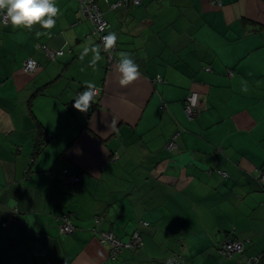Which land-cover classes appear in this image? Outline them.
Instances as JSON below:
<instances>
[{
    "label": "crops",
    "instance_id": "crops-1",
    "mask_svg": "<svg viewBox=\"0 0 264 264\" xmlns=\"http://www.w3.org/2000/svg\"><path fill=\"white\" fill-rule=\"evenodd\" d=\"M96 3L117 63L127 52L139 66L127 85L101 51L95 64L85 54L98 43L77 0H56L51 29L0 21V264H264V0ZM88 84L102 96L77 111ZM38 125L49 141L34 155ZM63 170L80 181L60 180ZM109 231L122 242L138 231L142 245L112 260L98 239ZM226 240L244 252L220 256Z\"/></svg>",
    "mask_w": 264,
    "mask_h": 264
},
{
    "label": "built area",
    "instance_id": "built-area-1",
    "mask_svg": "<svg viewBox=\"0 0 264 264\" xmlns=\"http://www.w3.org/2000/svg\"><path fill=\"white\" fill-rule=\"evenodd\" d=\"M77 1L79 3V11L81 17L84 20L90 21L93 26L92 33L97 37L98 46L106 60V67L108 69L112 68L115 64H117V61L114 57V54L117 50V44L115 43L114 47L109 49H105L103 47L104 37L109 35L108 34L109 23L106 21L104 15L100 11L96 3V0H77ZM131 1L135 5H138L140 3V0H131ZM117 5L118 4H113L111 5V7L113 8L116 7ZM0 21L4 27L9 25L10 22H8L5 12L1 13ZM44 50L46 52L47 57L50 60H55L58 55L62 54L61 51L52 52L50 50H47L46 48H44ZM39 69H40V65L32 58H28L23 63V67H22V71L28 75H33ZM162 81H163L162 78H156L153 80V84L162 83ZM85 90H87V88L79 91L77 95ZM92 90L96 93V95L94 96L91 106L87 110H92L96 106V102L102 96V89L93 88ZM160 107L163 110L165 104L162 103ZM199 111H200L199 95L197 92L191 91L185 100L184 114L189 120H193L198 115ZM175 138L176 136H174L173 140H171L167 144L166 149L168 151H173L177 149L176 143L174 141ZM59 179L62 181H67L70 184H76L80 181V176L70 174L68 170H63L59 175ZM14 212L16 213V210H14ZM58 230L61 235H69L74 231V226L70 216L65 214L60 218V224L58 226ZM98 239L101 243H107L110 245L109 257L112 260H115L123 249H135V248H139L142 245V236L138 231H135L127 242H122L112 231L100 233L98 235ZM218 252L220 256L228 258L235 254H242L244 252V245L242 242L236 240H226L219 245ZM261 259L262 256L257 255L248 258L242 264H260ZM181 262H183V259L180 256L175 255L173 258L169 260L168 263L179 264Z\"/></svg>",
    "mask_w": 264,
    "mask_h": 264
},
{
    "label": "clouds",
    "instance_id": "clouds-1",
    "mask_svg": "<svg viewBox=\"0 0 264 264\" xmlns=\"http://www.w3.org/2000/svg\"><path fill=\"white\" fill-rule=\"evenodd\" d=\"M0 12L6 13L8 22L13 26L28 28L40 22L44 29H51L55 25L54 18L58 15L59 9L56 6V0H0ZM116 40V34L110 33L104 37L103 47L105 49L114 47ZM88 51L94 52L93 64L102 58L99 46L85 49V54ZM116 68L120 74L119 83L121 85H127L140 76L139 66L127 52L119 54ZM93 88V84H88L87 90L76 96L72 105L74 109L80 112L87 111L96 95Z\"/></svg>",
    "mask_w": 264,
    "mask_h": 264
},
{
    "label": "trees",
    "instance_id": "trees-1",
    "mask_svg": "<svg viewBox=\"0 0 264 264\" xmlns=\"http://www.w3.org/2000/svg\"><path fill=\"white\" fill-rule=\"evenodd\" d=\"M37 130H38V139L34 146V155H37L49 141V137L46 135L45 131L42 129L40 125H38Z\"/></svg>",
    "mask_w": 264,
    "mask_h": 264
}]
</instances>
